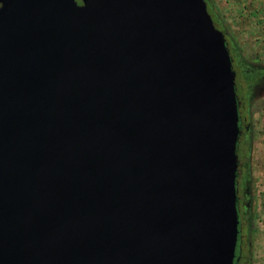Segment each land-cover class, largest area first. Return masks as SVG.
Masks as SVG:
<instances>
[{"label": "water", "instance_id": "water-1", "mask_svg": "<svg viewBox=\"0 0 264 264\" xmlns=\"http://www.w3.org/2000/svg\"><path fill=\"white\" fill-rule=\"evenodd\" d=\"M0 0V264H234V73L203 0Z\"/></svg>", "mask_w": 264, "mask_h": 264}, {"label": "rangeland", "instance_id": "rangeland-1", "mask_svg": "<svg viewBox=\"0 0 264 264\" xmlns=\"http://www.w3.org/2000/svg\"><path fill=\"white\" fill-rule=\"evenodd\" d=\"M215 10L227 26V40L235 42L246 65L233 55L239 94L264 81V0H213ZM252 129L250 173L253 181L255 216L252 221V264H264V98L249 110ZM261 159V160H259ZM260 164H262L260 166ZM243 178L241 179V181Z\"/></svg>", "mask_w": 264, "mask_h": 264}, {"label": "trees", "instance_id": "trees-1", "mask_svg": "<svg viewBox=\"0 0 264 264\" xmlns=\"http://www.w3.org/2000/svg\"><path fill=\"white\" fill-rule=\"evenodd\" d=\"M206 6L207 13L209 14L214 27L220 31L223 35L226 48L228 50L230 59L233 65V55L242 64L246 65L245 60L241 56L239 49L234 41L227 40V26L220 15L215 10L213 0H203ZM233 71V70H232ZM259 95L255 92L249 96L248 106L245 110L246 121L240 126V132L238 136L237 149H236V163H237V176H236V205L238 213V238L237 247L235 250L234 264H252L251 253V233H252V221L255 216L254 209V191L253 181L250 173V153L252 150V129L250 124V114L248 108L259 99ZM242 113L244 117L243 109L238 107V114ZM244 124L247 125L245 129ZM246 165V167H244ZM243 180L241 181V179Z\"/></svg>", "mask_w": 264, "mask_h": 264}, {"label": "flooded vegetation", "instance_id": "flooded-vegetation-1", "mask_svg": "<svg viewBox=\"0 0 264 264\" xmlns=\"http://www.w3.org/2000/svg\"><path fill=\"white\" fill-rule=\"evenodd\" d=\"M76 3L77 4H80V0H76ZM231 65H232V61H231ZM232 67V66H231ZM233 70V73H234V88H235V96H236V104H237V112H238V107H241L243 109V114H244V117L242 118V113L240 112V114H238V128L240 126H242L243 122L246 121V115H245V110H246V107L248 106V99H249V96L252 94V93H256L257 95H259V99L260 98H264V81L262 82H258L256 83L254 86H252L251 90L249 93H245L244 95L243 94H239V89L236 87V73H235V70ZM259 70L263 71L264 72V64H262L260 67H259ZM250 110V107L248 108V112ZM244 127L245 129H247V125L244 124ZM239 132H240V128H239ZM239 136V134H238ZM237 142H238V139H237ZM236 149H237V145H236ZM246 167V165L244 166ZM236 176H237V168H236ZM235 186H236V181H235ZM236 202H237V199H236ZM237 207V205H236ZM238 214V213H237ZM237 238H238V234H237ZM236 247H237V241H236ZM236 247H235V250H236ZM235 255H234V261H235Z\"/></svg>", "mask_w": 264, "mask_h": 264}, {"label": "crops", "instance_id": "crops-1", "mask_svg": "<svg viewBox=\"0 0 264 264\" xmlns=\"http://www.w3.org/2000/svg\"><path fill=\"white\" fill-rule=\"evenodd\" d=\"M262 139H264V138L262 137ZM259 160H261V159H259ZM260 162H261V163L264 162L263 159H262V161H260ZM261 165H262V164H260V166H261ZM262 166H263V165H262ZM262 171H263V174H264V169H262Z\"/></svg>", "mask_w": 264, "mask_h": 264}]
</instances>
